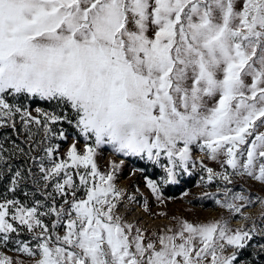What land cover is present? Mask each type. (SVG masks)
<instances>
[{"label": "snow or ice", "instance_id": "6c2138e0", "mask_svg": "<svg viewBox=\"0 0 264 264\" xmlns=\"http://www.w3.org/2000/svg\"><path fill=\"white\" fill-rule=\"evenodd\" d=\"M0 264H264V0H0Z\"/></svg>", "mask_w": 264, "mask_h": 264}, {"label": "rangeland", "instance_id": "374dc122", "mask_svg": "<svg viewBox=\"0 0 264 264\" xmlns=\"http://www.w3.org/2000/svg\"><path fill=\"white\" fill-rule=\"evenodd\" d=\"M108 159L107 154H105V157L100 161L101 167H103ZM135 180V177H132L128 174L127 170L124 174H122L120 179V186L122 187H128L133 183ZM253 191H258V189H253ZM193 196L199 195L198 190L193 187L192 188ZM171 195L179 197L180 192L176 191L171 193ZM154 211H167L170 214H180V215H189L191 214L192 217H199L200 219H209V218H215L219 215V213L214 209L213 206H211L210 202L207 203V206L201 207L198 202H193L192 204L185 203L179 199H176L172 202H170L166 208L164 209H154ZM259 213V209L253 210V215H257ZM161 221V220H157ZM167 222V221H166ZM159 225V223H157Z\"/></svg>", "mask_w": 264, "mask_h": 264}, {"label": "bare ground", "instance_id": "6f19581e", "mask_svg": "<svg viewBox=\"0 0 264 264\" xmlns=\"http://www.w3.org/2000/svg\"><path fill=\"white\" fill-rule=\"evenodd\" d=\"M157 223H159V225H160V224H166L167 222L164 221V220H161V221H155V222H153V221H148V224H149L150 227H156V226H158Z\"/></svg>", "mask_w": 264, "mask_h": 264}]
</instances>
